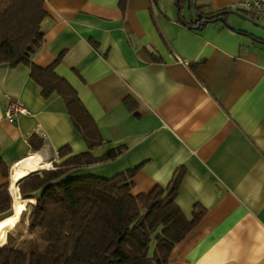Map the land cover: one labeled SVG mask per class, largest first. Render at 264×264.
I'll list each match as a JSON object with an SVG mask.
<instances>
[{
	"label": "crops",
	"instance_id": "crops-1",
	"mask_svg": "<svg viewBox=\"0 0 264 264\" xmlns=\"http://www.w3.org/2000/svg\"><path fill=\"white\" fill-rule=\"evenodd\" d=\"M43 2V40L31 61L45 68L63 53L54 71L97 126L94 156L126 146L68 174L137 169V195L166 186L184 167L176 203L189 220L204 214L166 264H264V19L236 11L238 0H185L180 8L177 0ZM193 4L232 12L225 23L193 29L184 24L198 20ZM6 96L28 110L15 123L4 117ZM31 136L42 141L39 150ZM64 145L71 154L88 150L62 97H43L27 66L0 65V161L9 173L0 171V184L31 153L52 168Z\"/></svg>",
	"mask_w": 264,
	"mask_h": 264
},
{
	"label": "trees",
	"instance_id": "trees-1",
	"mask_svg": "<svg viewBox=\"0 0 264 264\" xmlns=\"http://www.w3.org/2000/svg\"><path fill=\"white\" fill-rule=\"evenodd\" d=\"M184 1L177 0L179 8ZM43 4V0H0V65H25L43 97L57 92L88 150L71 154L64 145L57 150L60 162L18 182L19 196L31 202L26 226L31 237L20 242L8 233L0 241V264H166L173 246L204 214L201 208L189 220L176 203L185 169L177 168L166 186L155 185L137 195L130 192L137 169L110 178L68 174L80 166L113 160L126 146L94 156L90 149L101 142L97 126L76 90L54 71L63 53L45 68L31 61L43 40L39 29L46 15ZM192 8L198 20L184 22L190 28L225 23L226 9L204 13L195 4ZM124 103L128 105V100ZM29 141L34 151L42 146L40 140L34 144L32 136ZM0 171L3 178L9 177L2 161ZM11 214L12 197L5 182L0 184V220Z\"/></svg>",
	"mask_w": 264,
	"mask_h": 264
},
{
	"label": "bare ground",
	"instance_id": "bare-ground-1",
	"mask_svg": "<svg viewBox=\"0 0 264 264\" xmlns=\"http://www.w3.org/2000/svg\"><path fill=\"white\" fill-rule=\"evenodd\" d=\"M50 167L51 164L44 161V159H42L40 154L37 152L29 154L26 158L13 165L9 178V189L12 197V210L14 213L0 220V241L13 227L17 225L20 221L21 215L27 209V204L29 203L19 196L17 188L18 182L32 172L41 169H50Z\"/></svg>",
	"mask_w": 264,
	"mask_h": 264
},
{
	"label": "built area",
	"instance_id": "built-area-1",
	"mask_svg": "<svg viewBox=\"0 0 264 264\" xmlns=\"http://www.w3.org/2000/svg\"><path fill=\"white\" fill-rule=\"evenodd\" d=\"M238 8L251 11L264 19V0H238ZM28 114L26 107L13 97L6 96L4 102V117L15 123L20 115Z\"/></svg>",
	"mask_w": 264,
	"mask_h": 264
},
{
	"label": "rangeland",
	"instance_id": "rangeland-1",
	"mask_svg": "<svg viewBox=\"0 0 264 264\" xmlns=\"http://www.w3.org/2000/svg\"><path fill=\"white\" fill-rule=\"evenodd\" d=\"M43 170V169H41ZM38 170V171H41ZM18 185V184H17ZM18 188V186H17ZM21 197V196H20ZM22 198V197H21ZM23 199V198H22ZM29 202V201H28ZM30 203V202H29ZM33 203V202H32ZM26 211V212H25ZM23 212L21 215L20 221L17 223L15 227H13L8 233L13 234L15 237L18 238L20 242L25 241L26 239L30 238L31 235L27 233L26 226H27V214H28V208ZM23 229V230H22ZM22 230V231H21ZM7 233V234H8ZM6 234V235H7Z\"/></svg>",
	"mask_w": 264,
	"mask_h": 264
},
{
	"label": "water",
	"instance_id": "water-1",
	"mask_svg": "<svg viewBox=\"0 0 264 264\" xmlns=\"http://www.w3.org/2000/svg\"><path fill=\"white\" fill-rule=\"evenodd\" d=\"M227 13H230V12H232V11H226ZM9 192H10V189H9ZM11 194V193H10ZM31 203V202H30ZM14 212H13V210H12V214H13Z\"/></svg>",
	"mask_w": 264,
	"mask_h": 264
}]
</instances>
